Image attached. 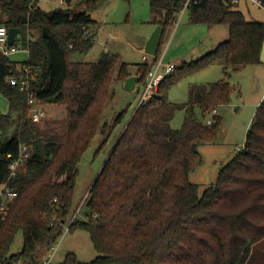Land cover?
Wrapping results in <instances>:
<instances>
[{"label": "trees", "instance_id": "trees-1", "mask_svg": "<svg viewBox=\"0 0 264 264\" xmlns=\"http://www.w3.org/2000/svg\"><path fill=\"white\" fill-rule=\"evenodd\" d=\"M63 1L66 8L45 12L34 0H0V25L19 29V47L12 46L28 50L21 62L0 53V94L9 105L7 114L0 112V187L2 194H16L0 210V264H38L66 228L88 235L97 254L90 264H264V103L243 147L200 193L189 174L201 165L198 147L216 138L220 119L204 124L192 118L193 110L214 113L229 101L231 87L221 79L190 86L185 105L168 100L172 85L210 65L221 64L227 77L230 70L261 64L264 22L246 20L230 0H201L187 9L190 24L225 27L228 39L166 75L156 94L138 103L77 212L85 207V220L78 221L71 209L78 165L101 126L111 83L123 84L133 74L116 54L103 53L94 63L71 60L90 49L94 21L70 9L73 0ZM183 3L149 0L151 9L163 12L160 26L175 22ZM159 56L156 51L153 62L137 66V86ZM13 77L28 81L36 106H64L65 117L33 123L25 113L27 93L8 82ZM183 109L188 117L173 130L170 121ZM100 129L103 134L106 125ZM21 146L28 159L11 175ZM18 233L21 249L10 254ZM65 263L77 260L68 254Z\"/></svg>", "mask_w": 264, "mask_h": 264}, {"label": "rangeland", "instance_id": "rangeland-1", "mask_svg": "<svg viewBox=\"0 0 264 264\" xmlns=\"http://www.w3.org/2000/svg\"><path fill=\"white\" fill-rule=\"evenodd\" d=\"M248 8L243 6L240 10L248 21L264 22V8L248 2ZM34 4L42 11L49 12L67 7L63 0H34ZM74 12H87L94 21L90 26L93 41L86 54H75L71 60L82 63L97 62L101 54H116L120 61L128 64L129 72L133 75L138 65L153 62V57L144 52L145 45L151 34L162 19L163 12L153 10L149 6V0H73L70 6ZM180 14H176L174 21H178ZM161 25V38L156 51L160 53L164 71L167 64L175 65L176 69L184 64H190L200 60L208 52L220 43L228 39L229 34L225 27H209L207 25H194L188 21V11H185L178 24ZM36 35V33H35ZM20 36L14 43L19 47ZM261 61L264 62V45L261 49ZM27 54L19 51L9 57L11 61L21 62L26 60ZM225 79L230 87L229 101L214 113L202 116L198 107L193 110L192 118L207 124L213 122L214 116L220 119V128L216 138L210 143H203L198 147L201 157V165L189 174V181L198 186L201 193L205 188L212 186L217 178L219 170L243 147L246 132L253 120L257 107L264 103V64L247 65L239 70H230L228 76L223 75L222 65L219 63L210 65L200 71L191 73L181 78L168 90L169 102L177 105H185L188 102V90L193 85H207ZM142 96V86L138 85L133 93L126 91L123 84L113 81L110 85L109 97L106 99L101 126L106 125V131L101 134V126L93 138L90 146L85 151L79 165L72 197V211L79 212L88 190L101 170L108 154L116 144L123 131L124 124L130 114L138 105ZM6 106L5 98L0 94V110ZM47 114L45 120L62 119L65 117L64 106H45L42 108ZM125 111L121 122L110 132L108 127L120 112ZM188 117L186 110H179L170 121L173 130H179ZM8 132V134H10ZM106 142L102 144V141ZM102 144L100 150L97 149ZM0 198H3L0 190ZM3 203L4 200L1 199ZM84 207L77 215L78 221H84L87 213ZM22 246V234L18 233L10 248V254H17ZM73 254L76 264H90L97 256L88 235L85 232L75 230L68 232L64 229L62 236L58 238L53 247L40 258L43 264L52 255L50 264H66L65 258Z\"/></svg>", "mask_w": 264, "mask_h": 264}, {"label": "built area", "instance_id": "built-area-1", "mask_svg": "<svg viewBox=\"0 0 264 264\" xmlns=\"http://www.w3.org/2000/svg\"><path fill=\"white\" fill-rule=\"evenodd\" d=\"M201 0H184L182 10L180 12V16L190 7L199 4ZM251 3L260 6V0H248ZM229 2L235 3L237 0H230ZM180 19V18H179ZM179 20L175 23L178 24ZM20 49L17 47H14L12 45L7 44V29L0 25V53L4 57H10L13 54H16L19 52ZM28 54V50H21ZM143 62H146V57H142ZM160 68H162V62L161 59L157 61L156 63H152L150 66V70L146 76V79L142 86V96L139 101V103H144L150 100L157 92V89L159 87L160 82L162 79L168 75L171 74L175 69V65L173 64H167L164 67V71L160 72ZM9 84L12 86H19L21 91H24L27 93V109L26 114L29 116L30 120L33 123H40L44 121L47 118V114L40 106H36L32 99V91L30 89L29 83L27 80H19L15 77L10 78L8 80ZM211 121H208L207 124L209 125ZM28 159V153L27 148L25 146H21L19 150V155L15 161H13L9 165V171L10 174L13 175L19 168H23L25 166L26 160ZM3 198H0V210L4 209L6 202L12 201L16 194L12 191H6L4 194H2ZM4 200L5 202L3 203ZM68 228H66L67 230ZM52 258V255L48 258L46 262L43 264H50V260Z\"/></svg>", "mask_w": 264, "mask_h": 264}, {"label": "water", "instance_id": "water-1", "mask_svg": "<svg viewBox=\"0 0 264 264\" xmlns=\"http://www.w3.org/2000/svg\"><path fill=\"white\" fill-rule=\"evenodd\" d=\"M162 22V19L158 20V25L156 26L155 30L151 34L149 40L147 41L145 45L144 52L151 56L154 57L155 52H156V47H157V42H158V36L160 33V24ZM47 33V29H43V34L45 35ZM20 34L19 29H8L7 30V44L10 46L13 44L15 38ZM140 80V77L137 75H131L129 76L123 83V88L128 91V92H135L137 88V83ZM32 257L30 258V260Z\"/></svg>", "mask_w": 264, "mask_h": 264}, {"label": "crops", "instance_id": "crops-1", "mask_svg": "<svg viewBox=\"0 0 264 264\" xmlns=\"http://www.w3.org/2000/svg\"><path fill=\"white\" fill-rule=\"evenodd\" d=\"M248 2H250V1H248V0H237V2H235V3H231L232 5H233V7L236 9V10H238V11H240L241 13H242V11L240 10V7H242L243 8V6L245 7L244 9H246V8H248ZM251 3V2H250ZM253 4V3H252ZM256 6H258V5H256ZM258 7H261V6H258ZM187 11V10H186ZM180 14V13H179ZM243 14V13H242ZM183 15V14H182ZM182 15L179 17V18H181L182 17ZM243 16H244V14H243ZM180 20V19H179ZM160 28H161V26H160ZM227 34H229L228 33V31H225V35L227 36ZM221 43V42H220ZM260 59H261V57H260ZM261 64H264V62H262L261 61ZM6 100V99H5ZM0 112L2 113V114H7L8 112H9V105H8V102H7V100H6V106L4 107V108H2V110H0ZM14 130V127H12V128H10V129H8V131H7V133L8 132H12ZM0 190H1V192H2V187H0ZM2 194V193H1ZM45 254V252H43V254L41 255V256H39V260H38V264H40V258L41 257H43V255Z\"/></svg>", "mask_w": 264, "mask_h": 264}]
</instances>
